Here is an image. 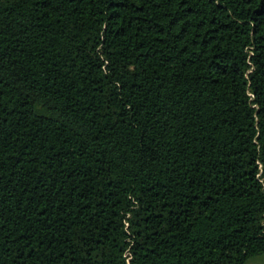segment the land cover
I'll list each match as a JSON object with an SVG mask.
<instances>
[{
	"label": "trees",
	"instance_id": "obj_1",
	"mask_svg": "<svg viewBox=\"0 0 264 264\" xmlns=\"http://www.w3.org/2000/svg\"><path fill=\"white\" fill-rule=\"evenodd\" d=\"M264 264V0H0V264Z\"/></svg>",
	"mask_w": 264,
	"mask_h": 264
},
{
	"label": "rangeland",
	"instance_id": "obj_2",
	"mask_svg": "<svg viewBox=\"0 0 264 264\" xmlns=\"http://www.w3.org/2000/svg\"><path fill=\"white\" fill-rule=\"evenodd\" d=\"M252 264H263V258L262 257H256L251 261Z\"/></svg>",
	"mask_w": 264,
	"mask_h": 264
}]
</instances>
